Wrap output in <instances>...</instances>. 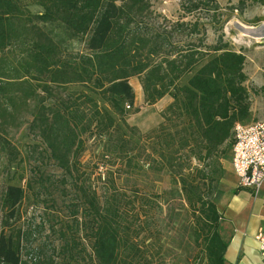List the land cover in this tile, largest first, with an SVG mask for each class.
I'll return each instance as SVG.
<instances>
[{"label":"trees","instance_id":"trees-1","mask_svg":"<svg viewBox=\"0 0 264 264\" xmlns=\"http://www.w3.org/2000/svg\"><path fill=\"white\" fill-rule=\"evenodd\" d=\"M27 1L42 10L31 12ZM210 1L215 0L181 5L191 13ZM148 10L147 0H0V176L18 157L7 129L21 125L28 115L29 131L42 140L62 171L61 180L77 194L79 204L70 218L76 221V231L80 226L88 231L92 261L165 264L159 250L146 252L147 238H139L143 222L121 218L117 192L100 202L95 190L78 179L84 134L103 139L104 158L130 157L143 149L123 130H133L125 122V108L134 104L128 80L137 76L147 104L164 96L172 100L150 136L157 157L152 167L168 172L172 184L156 199H162L167 218H173L170 199L175 193L182 197L184 218L189 214L194 219L187 240L199 247L204 264H225L217 203L224 193L219 188L224 163L231 161L233 126L251 116L245 55L228 49L220 38L213 45L200 39L179 46L170 38L171 29L158 32L148 26ZM47 25L61 27L69 39L80 38L84 50H62L49 30L41 28ZM186 25L176 23L172 31ZM195 26L191 33H197ZM14 174L7 173L0 190V264H28L23 258L27 233L16 224L25 188L23 176ZM140 202L144 217L153 218L143 210L148 200ZM59 237L60 264H86L76 233L61 229Z\"/></svg>","mask_w":264,"mask_h":264},{"label":"rangeland","instance_id":"rangeland-1","mask_svg":"<svg viewBox=\"0 0 264 264\" xmlns=\"http://www.w3.org/2000/svg\"><path fill=\"white\" fill-rule=\"evenodd\" d=\"M147 1L149 10L144 18L145 22L153 31L171 29L170 38L179 46H185L189 42L200 43V39L203 44L213 45L220 38L228 49L245 55L244 72L247 80L244 85L248 91L251 112L247 123L264 120V0H215L191 13H187L181 5L188 0ZM27 5L31 12L42 10L40 6L29 1ZM181 22L187 24L184 29L173 32L172 27ZM194 24L197 33L190 31ZM41 28L49 30L62 46V50L68 49L73 53L84 50L81 39L67 38L61 27L47 25ZM249 29L253 31L248 32ZM253 33H260V40L255 38ZM128 82L134 92V104L125 108V122L133 130L125 126L123 130L127 138L143 144V149L140 153L132 151L130 157L104 158L101 156L103 139L95 134H84L83 150L78 156V179L85 186L95 190L100 202H103L105 196L118 193L121 218L123 216L127 223L131 220L136 223L143 222L139 238H147L146 252L159 250L165 264H204L202 254L198 253L199 247L187 240L194 219L189 214L188 218H184L187 206L183 198L175 193L170 199V204H173L175 209L173 218H167L166 204L162 199H156L169 190L172 184L168 172L152 167V158L157 157L152 153L150 142L153 138L150 136L164 121L163 110L172 100L169 96H164L149 105L144 101L139 77H130ZM32 104L33 102H30V105ZM24 118L21 125L7 129L6 136L18 150V157L10 166L2 169L3 175L0 176V190L7 173L10 176L15 173L16 178L18 175L23 176L21 184L25 188V196L20 206L22 217L16 223L28 237L27 242L24 241L23 258L28 264H60L59 230L66 229L68 234L72 231L76 233L78 247L85 249L81 252L83 262L95 264L91 257L88 231L85 233L81 226L76 231V221L70 218L74 205L79 204L77 194L70 183L61 180L62 171L49 157L42 140L29 131L30 116L25 115ZM196 164V161L192 160V165ZM224 166L226 171L220 178L219 188L223 192L228 187L230 189L220 201L233 200L237 191L238 198L244 199L240 191L242 189L234 191L236 183H232L234 186L229 184L230 180L235 179L230 161L225 162ZM139 198L148 200L143 210L154 214L153 218L144 217ZM159 244L162 247H159ZM26 251L28 253H25Z\"/></svg>","mask_w":264,"mask_h":264},{"label":"crops","instance_id":"crops-1","mask_svg":"<svg viewBox=\"0 0 264 264\" xmlns=\"http://www.w3.org/2000/svg\"><path fill=\"white\" fill-rule=\"evenodd\" d=\"M230 180L236 191L243 193L244 199H239L238 192L233 200L222 202V196L230 189L228 187L220 197L217 208L222 217L219 223V234L226 242L225 264H264V254L260 250L257 235L264 237V184L255 195L249 189L239 188L237 178ZM232 190V189H231ZM230 194V192H229Z\"/></svg>","mask_w":264,"mask_h":264},{"label":"built area","instance_id":"built-area-1","mask_svg":"<svg viewBox=\"0 0 264 264\" xmlns=\"http://www.w3.org/2000/svg\"><path fill=\"white\" fill-rule=\"evenodd\" d=\"M232 131L234 140L230 163L237 186L256 195L264 184V120L235 123ZM256 238L264 254V237L257 235Z\"/></svg>","mask_w":264,"mask_h":264},{"label":"bare ground","instance_id":"bare-ground-1","mask_svg":"<svg viewBox=\"0 0 264 264\" xmlns=\"http://www.w3.org/2000/svg\"><path fill=\"white\" fill-rule=\"evenodd\" d=\"M250 31H253V30H250V29H249L248 32H250ZM253 35H254V37L257 38L258 40H260L259 38H261V36H262V35H260V33H255V34L253 33Z\"/></svg>","mask_w":264,"mask_h":264}]
</instances>
